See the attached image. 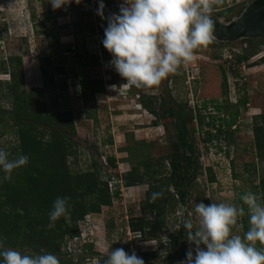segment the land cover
<instances>
[{"label":"rangeland","instance_id":"rangeland-1","mask_svg":"<svg viewBox=\"0 0 264 264\" xmlns=\"http://www.w3.org/2000/svg\"><path fill=\"white\" fill-rule=\"evenodd\" d=\"M251 1L219 0V3L212 5L210 15L229 21ZM100 2L81 0L79 4L73 2L65 8L53 10L47 0H0V62L10 55H19L22 59L20 82L24 88H43L48 112L71 111L76 130L71 138L78 147L76 156L68 159L70 168L86 170L92 158H95L101 164L102 175L112 185V203L80 221V237L64 238L66 243L62 257L71 259L73 263L97 264L111 250L122 248L125 252L134 250L136 253L158 249L164 258L170 246L168 239L178 233L185 218L191 214L193 229L199 226L193 211L197 202L236 206V198L248 194L245 192L258 184L264 163L258 162L256 158L252 122L255 115L264 112V66L259 60L247 62L248 58L244 68L232 67L231 64H237L233 61L234 54H237L235 52L247 47V40L221 42L213 39L196 52L198 59L194 64L198 74L190 85L185 82L186 67L179 68L177 73L163 79L154 89L129 85L109 64L111 54L101 43L107 20L96 14ZM102 2L106 18L118 12L122 0ZM224 9L226 13H222ZM257 50V53H264V44L259 45ZM229 54L232 57L225 58ZM223 74L226 76L227 97L222 93ZM50 77L54 85H50ZM86 78L100 79L96 84L98 91L93 95L94 101L85 102L82 96L80 83ZM8 79L9 74L1 71L0 87ZM89 93L87 86L86 99L90 97ZM190 93L192 96H189ZM140 99L154 107L156 114H151ZM239 99H246V103L237 107L235 124L221 141V151L216 146L206 150L195 129L193 141L198 148L201 172L188 183L184 202L175 211L168 208L163 214L166 221L163 236L152 240H136L140 232L132 231L129 223L140 216L152 217L154 212L141 209L147 184L125 186L122 175L132 164H140L146 159L163 161L174 152L176 113L180 104L189 106L192 101L205 103L208 100H222L224 113L232 114L236 110L234 101ZM2 106L8 108L7 104ZM169 108L173 114L168 113ZM192 124L194 122L189 123L188 127ZM15 143L13 135L0 137V148L9 154ZM109 156L115 157V167L106 163ZM166 160L169 161L168 158ZM167 161L164 160V163ZM209 165L215 176L213 182L209 181L206 173ZM139 168L142 169L141 166ZM169 190L172 188L169 187ZM253 196L258 198V195ZM243 205L241 203L237 207L242 208ZM238 225V228H233L232 234L241 235L240 217ZM186 238L183 230V238L177 239L179 252L186 253L194 247ZM85 241L92 242V252L82 250ZM6 248L9 247H3ZM65 250L67 253H64ZM16 251L37 255L27 248ZM161 263L158 257L145 264Z\"/></svg>","mask_w":264,"mask_h":264},{"label":"trees","instance_id":"trees-1","mask_svg":"<svg viewBox=\"0 0 264 264\" xmlns=\"http://www.w3.org/2000/svg\"><path fill=\"white\" fill-rule=\"evenodd\" d=\"M221 11L227 12L225 9ZM246 40L248 46L243 48L240 54L235 55L236 63L256 54L259 51L257 47L264 44V37ZM259 63L264 66V55L259 59ZM21 66L22 59L19 55H10L0 62V72L9 74V79L2 82L4 85L0 87V137L6 134L14 136L16 143L11 146V158L20 154L28 156V163L13 170L9 179H3L4 174L0 172V248L11 247L13 250L27 248L37 255L51 253L58 259L59 264H79L62 257V249L66 243L64 238L80 237L78 227L80 221L85 220L90 213L100 212L102 206L110 205L113 192L110 190L108 180L102 175L100 162L95 158H92L86 170L70 168L68 159L70 156H76L78 147L71 138L76 132L72 113L69 110L48 112L43 88L26 90L20 82ZM60 71L62 73V70ZM98 81L100 79L95 78L81 81L80 87L85 102L94 101L93 95L98 91L96 87ZM50 85H54L52 77ZM87 86L90 89L88 99ZM227 92L226 76L223 74L222 93L225 97L228 96ZM140 100L151 114H156L154 107ZM245 103L246 99L234 102L236 110L232 114L224 113L222 100L201 102L195 109L186 103L180 104V109L176 113V143L174 152L167 157L169 161L167 158L156 162L146 159L140 164H132L122 175L125 186L147 184L141 209L154 212L152 217L140 216L129 223L132 231L140 232L139 238L135 237L136 240H152L163 236L166 230L163 214L168 208L175 211L176 207L184 202L188 193V183L201 172L198 148L193 141L195 129L206 150L216 146L221 151V141L232 131L235 124L237 107ZM4 104H7L8 108H3ZM162 105L161 102L160 106ZM168 113L174 112L169 108ZM191 122L194 124L188 127ZM252 125L256 158L258 162L264 163V112L255 115ZM109 142L111 143V140ZM225 156L227 157V151ZM232 159L230 162L233 166ZM164 160L167 161L166 164ZM106 163L110 167H115V157H107ZM206 173L209 181H215L210 165L206 167ZM169 187L172 190H169ZM153 192L160 195L150 201L149 197ZM117 193L118 190L115 195ZM245 193L258 195V203L264 205V169L261 170L258 184ZM57 197L68 198L69 217L67 221L63 217L59 218L55 221L54 227L49 228L48 213ZM241 203L243 201L240 197L236 198L235 205ZM242 208L244 214L240 216V236L243 238L249 228V214L245 204ZM179 229L176 235L168 239L170 246L164 258L160 256L158 249L136 254L145 263H150L158 257L161 258V264H174L184 260L185 252H179L177 248V239L183 238V224ZM256 247L264 250V246L259 242ZM81 248L86 252H92L93 244L85 241ZM105 258L99 259L98 264H103Z\"/></svg>","mask_w":264,"mask_h":264},{"label":"clouds","instance_id":"clouds-1","mask_svg":"<svg viewBox=\"0 0 264 264\" xmlns=\"http://www.w3.org/2000/svg\"><path fill=\"white\" fill-rule=\"evenodd\" d=\"M47 2L57 10L73 2L79 4L81 0ZM214 3L219 0H122L118 12L105 18L101 0L96 14L107 20L101 43L111 54L109 64L129 85L145 89L159 86L179 68L194 64L198 59L196 52L213 40L214 19L210 13ZM27 163V155L10 158V154L0 148L3 179H9L13 170ZM159 195L153 192L150 201ZM67 199L57 197L53 201L48 213L49 228L61 217L68 220ZM240 199L249 214V228L243 238L232 234L233 228L239 227L238 218L244 214L243 208L216 202L195 204L193 211L199 226L193 229L191 214L182 222L186 239L194 247L186 251V258L178 264H264V250L256 247L257 242L264 246V205L250 193ZM0 264H59V261L51 253L28 255L0 248ZM103 264L145 262L134 250L125 252L116 248Z\"/></svg>","mask_w":264,"mask_h":264},{"label":"water","instance_id":"water-1","mask_svg":"<svg viewBox=\"0 0 264 264\" xmlns=\"http://www.w3.org/2000/svg\"><path fill=\"white\" fill-rule=\"evenodd\" d=\"M214 19V36L221 42L264 37V0H252L236 17ZM224 22H219L218 19Z\"/></svg>","mask_w":264,"mask_h":264},{"label":"built area","instance_id":"built-area-1","mask_svg":"<svg viewBox=\"0 0 264 264\" xmlns=\"http://www.w3.org/2000/svg\"><path fill=\"white\" fill-rule=\"evenodd\" d=\"M235 53H237V54H240L241 53V51H237V52H235ZM264 55V53L263 52H259V53H256V54H254V55H252L251 57H249V60H247V62H249V61H255V60H259L262 56ZM232 56L229 54V56H227V57H225V58H228V59H230ZM234 57H235V54H234ZM234 61V60H233ZM235 62V61H234ZM231 63H228V65H230ZM231 65H233L232 67H237V68H239L240 66L241 67H245V61H241V62H239V63H237L236 65H234V64H231ZM185 73H186V83L188 84V85H190V83L193 81V79H195V77H196V75L198 74V68H197V66H196V64H194V65H188V67H186L185 68ZM192 91V90H191ZM192 96V93H190L189 94V96ZM190 102V101H189ZM235 103L237 102V100H235L234 101ZM198 103H201V102H198V101H196V102H194V101H192L191 103H190V106L192 107V108H194L195 109V106L196 105H198ZM233 127V126H232ZM109 187H110V190L112 191V185L111 184H109Z\"/></svg>","mask_w":264,"mask_h":264},{"label":"bare ground","instance_id":"bare-ground-1","mask_svg":"<svg viewBox=\"0 0 264 264\" xmlns=\"http://www.w3.org/2000/svg\"><path fill=\"white\" fill-rule=\"evenodd\" d=\"M260 1V0H259ZM234 17H236V16H234ZM219 20V22H224V21H222L220 18L218 19ZM213 39H217V37H213ZM234 41H237V40H234ZM234 41H232V42H234Z\"/></svg>","mask_w":264,"mask_h":264},{"label":"crops","instance_id":"crops-1","mask_svg":"<svg viewBox=\"0 0 264 264\" xmlns=\"http://www.w3.org/2000/svg\"><path fill=\"white\" fill-rule=\"evenodd\" d=\"M123 84V83H122ZM130 92H131V90H130Z\"/></svg>","mask_w":264,"mask_h":264}]
</instances>
